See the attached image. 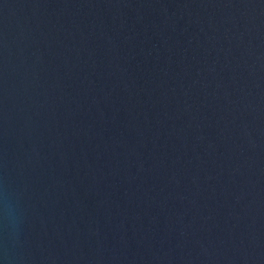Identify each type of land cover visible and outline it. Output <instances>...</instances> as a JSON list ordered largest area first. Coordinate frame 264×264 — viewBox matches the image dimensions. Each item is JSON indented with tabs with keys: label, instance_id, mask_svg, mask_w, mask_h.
<instances>
[{
	"label": "water",
	"instance_id": "water-1",
	"mask_svg": "<svg viewBox=\"0 0 264 264\" xmlns=\"http://www.w3.org/2000/svg\"><path fill=\"white\" fill-rule=\"evenodd\" d=\"M0 264H264V0H0Z\"/></svg>",
	"mask_w": 264,
	"mask_h": 264
}]
</instances>
